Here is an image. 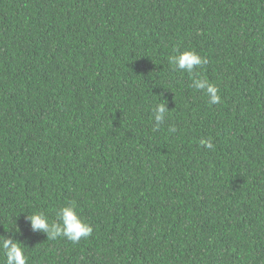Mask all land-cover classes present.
Listing matches in <instances>:
<instances>
[{"label":"trees","instance_id":"trees-1","mask_svg":"<svg viewBox=\"0 0 264 264\" xmlns=\"http://www.w3.org/2000/svg\"><path fill=\"white\" fill-rule=\"evenodd\" d=\"M70 203L88 237L31 230ZM4 236L26 264H264V0H0Z\"/></svg>","mask_w":264,"mask_h":264},{"label":"clouds","instance_id":"clouds-1","mask_svg":"<svg viewBox=\"0 0 264 264\" xmlns=\"http://www.w3.org/2000/svg\"><path fill=\"white\" fill-rule=\"evenodd\" d=\"M169 62L174 67L187 71L189 74H194V70L204 63L202 57L194 51H185L180 55H173L170 57ZM193 84L195 88L206 91L211 103L220 102V97L217 94L218 90L209 84L207 80L194 78ZM167 110L164 104H160L155 108L154 119L157 124L164 121ZM171 131H175V129H171ZM201 143L208 148L213 146L209 141H201ZM57 216L59 223L54 222L51 224L42 213L27 215L26 219L33 232L41 231L50 239L64 236L73 243H77L82 238L88 237L92 232V228L78 217L74 204L70 203L62 207ZM0 248L5 252L6 264H26L23 248L11 236H4L0 240Z\"/></svg>","mask_w":264,"mask_h":264}]
</instances>
